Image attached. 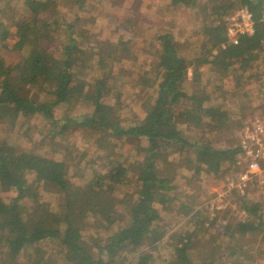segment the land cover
I'll return each mask as SVG.
<instances>
[{"label": "trees", "instance_id": "16d2710c", "mask_svg": "<svg viewBox=\"0 0 264 264\" xmlns=\"http://www.w3.org/2000/svg\"><path fill=\"white\" fill-rule=\"evenodd\" d=\"M100 1L21 0L28 18L17 23L15 37L20 39L12 48L6 45L11 33L0 28V193L13 192L8 200L0 194V264L252 260L250 249L257 243L264 246V202L250 196L264 195L257 178L243 193L233 189L230 194L244 219L226 220L227 209L211 216L197 210L191 200L194 194L180 201L172 192L179 165L191 171L195 181L221 175L235 183L244 170L237 159V135L243 120L257 114L255 88L264 74V68L259 69L264 67L263 0H170L171 7L196 10L204 18L193 35L200 43L184 53L186 48L171 32H161L143 58L145 68L137 63L129 41L110 43L93 32ZM117 2L112 4L120 6ZM241 8L251 14L254 32L234 46L227 42L226 28L230 15ZM62 32L65 41L59 43V51H52ZM25 36L34 43H27ZM93 43L99 45L98 52ZM4 52L16 59L8 61ZM124 62L138 68L142 83L156 96L150 112L132 123L120 118L118 99L108 102L109 82L121 80L115 70ZM203 66L220 82L216 89L204 86L199 73ZM242 72L249 74L252 91L235 92L244 100L236 117L223 102L215 106L213 100L225 95L229 77L239 82ZM46 93L53 99L45 98ZM82 108L85 111L79 113ZM25 116L44 124L50 139L55 137L58 143H67L77 129L97 135L103 167L79 176L81 160L71 163L72 173L68 163L72 159L57 161L46 153L19 149L8 129ZM186 116L198 117L192 135L177 126V119ZM135 140L146 143L141 154H135L131 144ZM126 145L133 149L124 152ZM45 194L55 200L53 206ZM166 214L185 220L190 232H171ZM213 232L223 235L216 243L219 252L204 253L205 241L218 236ZM145 244L150 249L143 251ZM153 250L168 252V260Z\"/></svg>", "mask_w": 264, "mask_h": 264}, {"label": "rangeland", "instance_id": "374dc122", "mask_svg": "<svg viewBox=\"0 0 264 264\" xmlns=\"http://www.w3.org/2000/svg\"><path fill=\"white\" fill-rule=\"evenodd\" d=\"M112 1L117 2L116 0L100 1L93 32L98 34L101 39L110 41V43H116L118 40L129 41L130 44L135 47L134 53H136L135 57L137 58V63L139 65L142 64L143 68H145L143 58L148 55L150 48L155 46V37L161 32H171L177 41L186 48L184 53H187L190 48L192 49V46H198L200 43V40L193 36L201 22L200 19H202L200 18L199 12L196 10L191 11L181 7L173 8L170 6V0H122L117 2L121 4L120 6H114ZM4 8H6V11L0 13V28L3 25V27L11 33V37L7 39L6 45L12 48L20 39V37H15L17 23L28 17L21 6V0H0V10ZM66 20L70 23L71 18L66 17ZM202 20H204V18ZM18 35L21 34L19 33ZM66 37L67 35L62 32L59 36L58 43L56 42L55 45L52 46V51H59V43L65 41ZM24 39L27 43H34L29 37L25 36ZM98 46L99 45L96 43L92 44L94 51ZM44 50L50 52L49 49ZM4 55L8 61H14L16 59L14 54H6L4 52ZM124 65L125 66L117 67L115 70L116 73L120 72L121 80L109 82L112 93L110 94L108 102L110 104H115L118 99L120 103V118L126 120V123H132L141 120L150 112L156 96L154 89L148 90L142 83L143 78L139 74L137 67L131 66L128 62H124ZM262 68H264L263 65H260L259 69ZM192 71L193 69H189L188 71V77L190 78L192 76ZM199 73L208 91L216 89L215 87L219 86L220 82L217 81L216 75L208 66L200 67ZM248 75L249 74L243 72L239 73V82H235L229 77L225 82V95L222 98L214 99V105L216 106L219 101H221L224 103L227 110L234 112L235 115H237L236 117H239L242 112L239 108L244 100L238 95H235V92L238 91L240 94L245 92L246 94L252 91V85L247 81ZM255 78L256 77H253L252 81H255ZM45 98L50 100L53 99V96L46 93ZM83 111L85 110L82 108L79 110V113ZM197 120L198 117L196 116L179 118L177 119V126L185 134L192 135L194 132L193 126ZM8 131H10L8 135L11 141L13 142L15 140L16 146L19 149L46 153L50 158L57 161L72 159V162L68 161L72 173L75 171L73 168L74 165L72 164L81 160V172H79V176H83L84 173L86 174V172H90L96 168L103 167V162L101 160L103 154L96 150L97 135L93 133L77 129L70 135L67 143H58L55 137L50 139L49 130L45 128V125L31 116H25L23 120L18 122V125L14 126L12 129L9 128ZM131 144L135 148V154H141L142 148L146 146L144 141L139 140H135ZM133 147L126 145L124 147V152H130L129 149H133ZM67 150L70 151V156ZM175 171H178L176 172L174 182L176 189L172 194L178 197V200L185 201L189 198V195L194 194L191 200L194 202L197 210L211 213V216H213L215 211L223 212L227 209L226 211H228V213L226 220L244 219L246 217L241 211L238 202L230 197L232 193L230 184L234 183L231 180L217 175L209 179L201 177V180L195 181V179H192V172L185 170L182 165H179V168L176 166ZM0 194L5 200L13 196V192L8 190L1 191ZM250 196L256 200L261 199L264 202V195L260 193L257 194V192H252ZM44 199L45 201H49L51 206L55 204V200L51 195L45 194ZM165 219L172 227L171 232L176 230L181 231V234L190 232L189 227H185L184 225L185 220L173 218L169 214L168 216L166 214ZM206 227L208 229V225H206ZM214 235H218V233ZM222 236L220 232V235L214 236L213 239L207 241V243L205 241V246H203L205 251L202 248L203 252H214L217 254L219 248L216 243L221 240ZM247 242L250 243V240ZM247 248L249 247L246 246L244 249ZM149 249L150 247L148 244L143 246V251ZM250 250V253H248L252 255L253 259L245 260L241 264H264V246L257 243V245ZM152 252L160 256L159 258L163 261L169 258L168 252L164 250L158 253L157 250H153ZM226 253L227 252H225V254ZM229 260L233 262L234 258L229 257Z\"/></svg>", "mask_w": 264, "mask_h": 264}, {"label": "built area", "instance_id": "2783aa9c", "mask_svg": "<svg viewBox=\"0 0 264 264\" xmlns=\"http://www.w3.org/2000/svg\"><path fill=\"white\" fill-rule=\"evenodd\" d=\"M260 22L264 27V0L261 4ZM253 25L252 16L246 8L236 10L228 19L227 42L230 45H238L241 37L253 34ZM260 78V84L255 88L259 99L257 114L243 120L237 135V159L244 165V170L230 186L232 190L238 189L242 193L253 179L257 178L258 185H264V76ZM254 80L256 81V78Z\"/></svg>", "mask_w": 264, "mask_h": 264}]
</instances>
